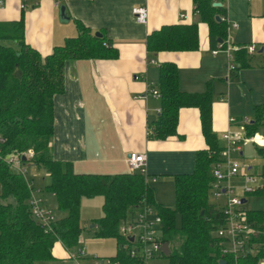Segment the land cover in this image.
I'll return each mask as SVG.
<instances>
[{
  "label": "trees",
  "instance_id": "trees-1",
  "mask_svg": "<svg viewBox=\"0 0 264 264\" xmlns=\"http://www.w3.org/2000/svg\"><path fill=\"white\" fill-rule=\"evenodd\" d=\"M192 1L199 20L207 24L209 45L224 46L226 22L215 19L216 14L223 17L224 7L213 6L212 0ZM75 25L76 34L65 37L61 44L53 45L49 53L42 55L24 40L22 14L17 19L0 21V197H12V202H0V264H32L35 260L53 258L52 246L57 241L65 249H75L83 229L79 223L80 200L94 195L102 196V214L91 221L92 236L115 239L116 250L107 257L109 260L135 264L119 247L124 241L119 225L133 217L142 198L153 203L152 189L143 175L130 170L76 172L69 160L56 159L50 151L53 96L63 87L64 61L117 55V49L101 31L97 36L80 21L75 20ZM144 44L151 54L159 50L195 49L196 22L161 24L146 34ZM236 46L232 50L236 67L248 65L246 48ZM150 88L158 92L159 110L146 125L148 136L163 139L174 134L178 109L193 106L198 109L205 142V147L195 152L193 169L173 174V205L155 204L161 219L160 239L169 245V253L165 255L168 264H219V259L231 264V254H220L212 235L224 223V214L220 205L209 199L210 169L220 159L221 149L212 129L213 96L209 82L202 91L182 90L175 63L163 61ZM241 124L245 135L264 128V103L254 104L251 118ZM27 149L32 150V155L29 158L22 155L25 165L41 166L47 172L48 181L40 189L52 193L54 198V219L49 228L31 214L30 192L24 177L1 157L10 152L23 154ZM256 151L262 160L259 176L264 177V146L256 145ZM249 191L264 194V183ZM245 215L253 229L247 241L252 251L239 257L238 264H264V209H245ZM175 237L179 242L171 246Z\"/></svg>",
  "mask_w": 264,
  "mask_h": 264
},
{
  "label": "crops",
  "instance_id": "crops-1",
  "mask_svg": "<svg viewBox=\"0 0 264 264\" xmlns=\"http://www.w3.org/2000/svg\"><path fill=\"white\" fill-rule=\"evenodd\" d=\"M55 1L24 0L21 7V0H0V21L17 19L22 14L24 40L45 55L53 45L76 34L75 20H78L93 32L101 31L117 49V55L64 61L63 87L53 96L52 156L69 160L76 172L116 173L129 171L127 153L143 152L145 182L152 189L154 208L155 204L172 206L173 174L190 172L196 150L205 147L198 109L181 106L174 134L163 139L148 136L146 125L156 117L159 100L146 90L156 81L158 65L163 61L175 63L182 90L202 91L209 82L213 96L212 129L222 146L220 133L228 128L236 130L239 118H251L253 105L264 103V0H212L224 7L220 19L226 22L225 42L245 48L253 45L250 52L246 48L250 60L243 67H236L223 49L211 52L217 46L209 45L207 24L199 20L192 0ZM60 4L64 5L67 18L59 15ZM136 5L146 7L143 23L131 13ZM195 15L197 18L193 20ZM194 21L195 49L159 50L155 54L145 49V36L150 30L164 23ZM230 62L235 67H229ZM139 94L144 97H137ZM229 117L235 121L230 122ZM257 137H264V133L263 136L257 133ZM40 195L45 204L53 205L52 193L41 191ZM99 196L85 203L86 213L92 219L102 214L101 211L99 216H93L96 212L92 207L98 200L101 209L102 196ZM94 238L100 240L85 249L86 255L115 253L116 243L115 249L103 246L112 237ZM52 254L54 258L65 255L60 242L53 244Z\"/></svg>",
  "mask_w": 264,
  "mask_h": 264
},
{
  "label": "built area",
  "instance_id": "built-area-1",
  "mask_svg": "<svg viewBox=\"0 0 264 264\" xmlns=\"http://www.w3.org/2000/svg\"><path fill=\"white\" fill-rule=\"evenodd\" d=\"M58 0L55 1L57 3ZM24 0H21L20 6L24 7ZM133 18L143 23L146 20V7L144 5H136L131 9ZM223 18V17H222ZM237 46L230 45L225 42V45L218 43L212 53L223 49L226 57L231 60L233 49ZM250 52L253 50V45L246 46ZM234 63L230 62L229 67H233ZM152 96L157 97L158 92L155 88L146 90ZM137 97H144V94H139ZM159 110V108L157 109ZM237 126L240 130L226 129L220 133V138L223 145L219 151L220 159L215 161L210 169L212 182L210 184V195L215 198L223 197L222 202L218 203L224 214V223L214 229L212 235L215 237L217 247L220 254H231L232 263L238 264V258L243 256L245 252L252 251L251 245L248 244L249 234L253 232L251 224L247 221L245 209L242 208L241 199L231 196L232 187L225 184L233 175H236L238 163L232 154L241 155V142H255L258 145L264 143V137L258 138L257 133L245 135L242 122L247 121L246 117L239 119ZM229 121L235 119L229 117ZM1 140V138H0ZM28 157L32 155V150L27 149L26 152H10L1 156L8 166L20 173L27 183L29 188V206L32 216L44 227L49 228L50 223L54 219L53 211L48 207L42 198L40 186L33 187L31 179L27 178L25 159L21 156ZM126 165L130 171H137L143 175L144 181L147 176L146 159L143 152H129L125 157ZM154 179V176H151ZM247 179H251L249 176ZM160 216L156 212L154 205L142 198L135 210L133 217L130 220L124 221L119 225V233L124 241L119 247L124 250V253L134 260L135 264H149V261L158 255L164 254L160 250L162 243L157 231L160 225ZM131 237V239L129 238ZM65 256L73 261V264H84V260L89 258L87 264H121L118 261H111L108 258H101L96 255L86 257L83 246H77L75 249H65ZM226 264V261H225Z\"/></svg>",
  "mask_w": 264,
  "mask_h": 264
},
{
  "label": "rangeland",
  "instance_id": "rangeland-1",
  "mask_svg": "<svg viewBox=\"0 0 264 264\" xmlns=\"http://www.w3.org/2000/svg\"><path fill=\"white\" fill-rule=\"evenodd\" d=\"M236 130H240L239 126H234ZM259 135L263 136L264 133V128L259 127L257 129V132ZM241 149L242 153L240 154H232V156L236 159L238 163V169L236 175H233L231 178H229L228 181H225V184H228L232 187V193L231 196L237 197L238 199H244L242 202V208L244 209H264V194H257L254 192H250L249 190L253 189L259 184L264 183V177L259 176V171H260V165H261V158L257 154L256 151V144L255 142H241ZM264 146V145H262ZM26 167V175L27 177H31V182L33 187H38V186H44L47 181H48V176L47 172L45 169L41 166H35V165H25ZM250 177L251 179H247V177ZM99 196V195H98ZM98 196H93V198H88V197H83L81 200V205H80V218H79V223L81 227H83L81 235H80V242L79 246L84 247L85 253L87 250V247L89 246H95L97 245V241L100 240L99 238H94L92 236L91 230H89V226L92 224V216L90 217V213H86L87 206H85L86 202L93 201L94 199H99ZM101 198V196H99ZM209 199L216 202V203H221L223 197L220 198H215L211 195H209ZM10 201L12 202V197L8 196L6 198L0 197V202H7ZM48 207L51 208L53 211V205L50 206L46 204ZM93 216H99L101 214V209H100V203L99 200L97 203L93 204ZM89 212V210H88ZM97 214V215H96ZM54 215V211H53ZM176 222H179L178 216H176ZM158 235L161 236V231H157ZM104 240H101V244L103 243ZM115 240L113 238H109L106 240V242L103 244V246L107 249L110 247L115 249ZM179 240L177 237L173 238L171 242V246H176L178 244ZM99 244V245H101ZM86 249V250H85ZM111 253L109 254H92L89 253V255H86V257H93V255H96L98 257L103 256L101 258H107L108 256H111ZM84 264H87L89 262V258L83 261ZM34 264H73V261L68 259L65 255L61 256L58 254L55 256V258H50V259H40L36 260ZM149 264H168V259L165 255L160 256L158 255L157 257L151 259L149 261Z\"/></svg>",
  "mask_w": 264,
  "mask_h": 264
},
{
  "label": "water",
  "instance_id": "water-1",
  "mask_svg": "<svg viewBox=\"0 0 264 264\" xmlns=\"http://www.w3.org/2000/svg\"><path fill=\"white\" fill-rule=\"evenodd\" d=\"M211 4L213 6H219L220 5V3L217 1H213ZM59 15H61L64 18H67V15L65 14V10H64V5H62V4L59 5ZM196 16L197 15L194 16L193 20H195L197 18ZM215 19L219 20L220 16L216 14ZM94 34L98 36V35H100V32L94 31ZM218 41H220V39H218ZM127 155H128V153H127ZM21 158L24 159L23 156H21ZM243 201H244V199H241V202H243ZM91 226H92V224L89 227H91ZM129 238L131 239V237H129ZM160 250L164 255H167L169 253V245H168V242L166 240L162 241V243L160 245ZM219 264H225V260L219 259Z\"/></svg>",
  "mask_w": 264,
  "mask_h": 264
}]
</instances>
